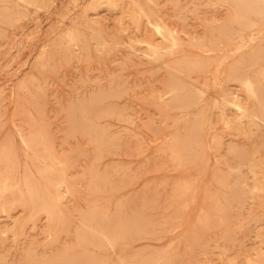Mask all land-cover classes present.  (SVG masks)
I'll return each instance as SVG.
<instances>
[{
  "label": "rangeland",
  "instance_id": "374dc122",
  "mask_svg": "<svg viewBox=\"0 0 264 264\" xmlns=\"http://www.w3.org/2000/svg\"><path fill=\"white\" fill-rule=\"evenodd\" d=\"M10 2L13 15H0V170L11 166L13 179L0 186V264H264V57L240 66L258 97L230 60L174 61L205 56L196 38L228 23L231 4ZM157 23L175 29L177 53ZM230 96L255 121L232 106L223 114L215 100ZM50 179L63 194L54 212L43 207L53 209Z\"/></svg>",
  "mask_w": 264,
  "mask_h": 264
},
{
  "label": "bare ground",
  "instance_id": "6f19581e",
  "mask_svg": "<svg viewBox=\"0 0 264 264\" xmlns=\"http://www.w3.org/2000/svg\"><path fill=\"white\" fill-rule=\"evenodd\" d=\"M0 1L3 2V8H2V11L0 12V15L3 16V17H10V16H12L13 15V12L15 11L14 4H12L10 2V0H0ZM116 1L117 0H115V2ZM225 1H227V2H229L231 4V6H230V10H231V20L228 21V23H226L225 25L216 26L215 28L218 29L217 30L218 32L216 31L217 33L214 30H211L209 33H206L205 36H203L201 38H196V41L201 45V47H204L203 54H204L205 51L207 52V54L205 56H200V57L195 58V59H191V56H187V55H177L174 61L178 65H181V64L183 65V63H186L188 66L191 67V64L206 65V63H208L212 59H219L217 61V63L215 62V65L218 64V62H219L218 65H220V63H222V62H225L226 63L227 60L228 61L230 60V67H231L230 73H231V75L234 76V77L240 78L241 81L244 83L246 89L250 93H252L253 95H255V96L258 97L259 96V86L257 85L256 81L254 79H252L251 76L247 75L248 73L240 72V68H241L240 66H241V64H244V63H247V62H256L257 60H259V59H261V58L264 57V37H263L262 34H260V31H262L260 27L262 26V23H263L262 21L264 20V0H225ZM133 19H135V18H133ZM136 20H137V18L135 19V21ZM163 23H165V22H163ZM163 25L157 23L154 26H155L156 30L158 32H160L162 34V36L168 40L166 43H169V46H171V49L170 50L167 49V50L170 53H177L179 51V49H176V47L178 45H180V43H181L180 38L175 34L176 32H173L175 29L173 31H167V33H165L164 32L165 31L164 30L165 27ZM263 27L264 26H262V28ZM160 33H158V34H160ZM67 37L69 38V36H67ZM71 38H73V37L71 36ZM71 38H69V39H71ZM71 41H70V44H71ZM192 43H193V41H192ZM164 45H165V43L162 44L163 47H164ZM192 45H188L189 47L188 46L187 47L190 48V49H192L191 48ZM150 47L154 50L155 53H159L160 50H161L159 48L160 45L158 47V45H156V44H150ZM194 48H195V46H193V49ZM218 65H217L216 68H219ZM225 68H226V66H225ZM204 74H207V73L205 72ZM212 74H214V73L212 72ZM216 74L218 75V73H216ZM216 74H214V75H216ZM242 75H243V77H242ZM244 75H246V76H244ZM217 77L218 76H216V78ZM212 78H213V76H212ZM214 79H212V81ZM214 81H216V79ZM214 81H213V83H215ZM171 87H172L173 90H177L179 87H181V84H180V82H177V81L174 80L173 83H172V85H171ZM202 96H203V92L200 91V93L198 94V97L201 98ZM163 97H165V96H163ZM172 99H175L176 100V103H178L179 105H185V106L186 105H190L191 104V101H192L191 100L192 99L191 95H189L187 93H185V94H179L178 92H176V93H174L172 95ZM259 100H261V99H259ZM206 102H207V100H206ZM215 102L217 103V105H219L220 111L223 114H225L227 107L232 106V107H234L238 111L240 117L249 116V117H252V121H255L254 118L257 116V114H255V112L254 113L253 112H250L247 107H244L242 105V103L240 102V99H234V98H231V96H230V97L227 98V100H225V99L224 100H220V101L215 100ZM199 105H200V103H199ZM209 108L211 109V106ZM237 121H239V120H237ZM78 124L80 125V123H78ZM28 131H30V130H28ZM204 146H206V145H204ZM251 152H253V151H251ZM7 155L8 154L6 152H4V155L3 156L5 157ZM37 166L35 165V167H37ZM37 169H39V168H37ZM112 169H114V168H112ZM52 170H54V166L52 164H46L44 166V168H43V172H45V173L50 172ZM250 171H252V170H250ZM12 172L13 171H12V167L11 166H7L4 170H0V186L1 187H6V186L9 185L10 181L13 179V173ZM30 174L32 176L33 173L30 172ZM243 178H244V176H243ZM59 182H60V180H58V179H52V180L50 179V182L48 183V198H49V201H50L49 204H51L53 206V209L52 210L48 209V207L46 205H44L43 207H44V209H47L50 212H54V208H56V207L59 206V202L61 201L60 199H61V197L63 195L58 189H55V186ZM25 184H26L27 190L29 192L30 198L33 200L34 199V194H35V191H36L35 190V186H34V184L32 183V181L28 177L25 179ZM229 198H230V196H229ZM65 215H67V214H65ZM203 220H204V218H203ZM10 234H14V233H10Z\"/></svg>",
  "mask_w": 264,
  "mask_h": 264
}]
</instances>
